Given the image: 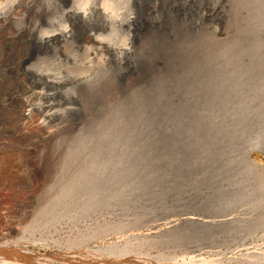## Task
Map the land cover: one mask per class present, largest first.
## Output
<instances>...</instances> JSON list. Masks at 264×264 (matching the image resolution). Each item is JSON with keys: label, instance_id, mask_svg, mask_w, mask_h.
Wrapping results in <instances>:
<instances>
[{"label": "rangeland", "instance_id": "rangeland-1", "mask_svg": "<svg viewBox=\"0 0 264 264\" xmlns=\"http://www.w3.org/2000/svg\"><path fill=\"white\" fill-rule=\"evenodd\" d=\"M79 1L0 0V249L27 257L0 264H78L84 250L264 264V197L201 203L221 161L198 160L214 153L198 70L214 46L248 39L238 0H221L223 16L209 14L220 0H83L117 17L74 22Z\"/></svg>", "mask_w": 264, "mask_h": 264}, {"label": "bare ground", "instance_id": "bare-ground-1", "mask_svg": "<svg viewBox=\"0 0 264 264\" xmlns=\"http://www.w3.org/2000/svg\"><path fill=\"white\" fill-rule=\"evenodd\" d=\"M70 1L74 4V0ZM223 4L221 1L220 4L213 6L209 14L225 15ZM84 5L85 1L81 0L77 2V6H72L65 12L74 22H84L93 18L106 22L115 20L117 17L111 12H105L104 9L100 8L94 10L95 14L93 16L86 11ZM236 6L239 7V9L235 8L236 12V9H238L240 13L242 11L245 14V17L242 18V24L236 30L240 34H244L243 38L248 37V39H243L244 41L240 39L220 41L221 44L219 43V46H214V56L205 61L201 60L203 64H201V68L198 70L199 78H202V88L205 90L201 93L200 99L204 105H202L203 107L200 109L201 111H199L198 116L207 120L206 125L211 129L210 138L207 141L208 143H206V145H210H208V149L206 146L202 147L207 149L209 154L210 150L214 151V153L207 156L205 155L208 152L205 154L201 153L204 157H201L200 154L198 160L199 162L200 160H207L211 163L221 161L217 170L212 167L214 169L213 172H216L213 175L214 178L212 177V184H215L216 191L210 192L205 196L201 195L204 199L201 203L206 201L205 204L207 205L210 203L209 199H215L216 208L220 211L232 207L231 205L235 206L239 204V206H244L245 204L243 203L248 199L249 201H253L256 197H264V168L260 163L254 161V157H252L254 153L264 156V37H262L264 36V0H238ZM67 33L68 31L66 30H60L52 36H49L50 34L48 36L40 34L36 37V40L39 42L49 41L52 37L55 39L57 35L64 36ZM106 47L111 52H115L117 49L127 51L124 46L117 47V45L106 44ZM203 71L205 72V76L200 74V72L203 74ZM205 140L202 142L204 143ZM202 149L201 151L205 150ZM203 164L201 163L198 166L205 172ZM215 164L218 163L215 162ZM204 172L203 174H205ZM221 173L228 176H221ZM220 181H225L226 185L219 184L218 182ZM127 182L130 184L137 181L129 180ZM255 203L253 205L257 204ZM257 207L251 204V210L249 207L247 208L251 212ZM200 224L213 225V222L203 220ZM79 255L80 259L78 260L80 262L78 264H195L196 262V259L191 257L180 260L175 258L164 259L159 263H148L144 259L133 258L127 255L125 251L113 253L111 251L84 250ZM44 257H42V260H44ZM72 257L69 254H65L60 258L68 262L70 259L71 261L73 260ZM261 257L262 255L255 252L250 257H247V261H249V264H258L256 261L261 259ZM0 258L4 261L9 260L13 262L27 259L25 256L4 252L2 248L0 249ZM47 258L46 262L50 259ZM32 260V262H35V259ZM42 260L40 259L39 261ZM70 262L66 264H70ZM50 263L52 264V261ZM63 263L65 264V261ZM39 264L41 263L39 262Z\"/></svg>", "mask_w": 264, "mask_h": 264}]
</instances>
